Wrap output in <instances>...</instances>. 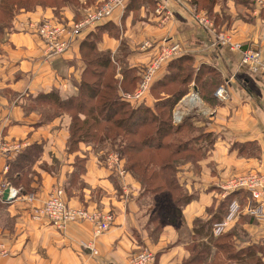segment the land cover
<instances>
[{"label": "crops", "instance_id": "crops-1", "mask_svg": "<svg viewBox=\"0 0 264 264\" xmlns=\"http://www.w3.org/2000/svg\"><path fill=\"white\" fill-rule=\"evenodd\" d=\"M101 1L57 0L56 5L17 6L5 22L0 21V187L6 183L22 190L17 183L25 173L29 177L28 187L22 190L27 198L0 200V243L8 250L0 264H127L144 247L156 253L157 264H184L191 254L195 220L221 210L225 198L221 185L231 177L264 174V78L242 64L237 51L212 45L214 34L196 20L206 12L190 0H126L124 7L96 27L73 35L59 55H48L36 28L29 25L44 17L69 23ZM159 4L165 8L161 15L155 11ZM210 10L217 16L213 24L225 29L232 41L254 43L264 55V6L255 0H226L224 9L214 4ZM163 40L178 43V56H188L194 66L212 67L213 74L208 71L200 77L211 76L216 88L227 89V97L216 98L215 88L212 93L204 91L200 77H195L178 100L175 113L189 117L198 130V141L209 145L201 147L204 150L196 165L189 160L176 168L179 185L192 194L181 209L180 228L188 234L182 236L180 228L165 223L153 238L142 205V185L125 168L124 160L96 149L89 140L76 141L70 150L71 115L63 112L46 117L28 98L50 91L75 93L86 77L87 59L99 54H106L114 66L120 96L127 91L125 85L137 84ZM169 64L160 67L154 82L167 76ZM153 87L143 101L147 106L163 94L157 97ZM197 95L202 104L196 109L188 103ZM57 187L63 189L70 205L111 209L113 225L93 237L87 221L58 229L44 218H35V209ZM243 197L241 192L235 196L239 202ZM245 216L234 221V226L246 230L243 244L263 245V226ZM88 241L93 242L96 254L81 247V242Z\"/></svg>", "mask_w": 264, "mask_h": 264}, {"label": "rangeland", "instance_id": "rangeland-1", "mask_svg": "<svg viewBox=\"0 0 264 264\" xmlns=\"http://www.w3.org/2000/svg\"><path fill=\"white\" fill-rule=\"evenodd\" d=\"M14 2H16V4H21L22 0H13ZM41 0H30L29 4L30 5H34V3L36 2H40ZM199 1L201 4L205 2V0H197ZM256 1V0H255ZM20 2V3H19ZM264 3V2H263ZM216 4H218L220 7H222L223 9L226 6V0H219V2H217ZM258 4V3H257ZM16 5V6H18ZM259 5V4H258ZM15 6V7H16ZM199 11H203L206 12L205 10L202 9V7H198ZM207 13V12H206ZM205 13V14H206ZM212 13L209 12L207 13V17L209 19L212 20V16L210 15ZM83 14L80 18H78L77 20L82 19ZM76 20V21H77ZM69 23H67L68 25H71L75 22V20L73 21H68ZM218 22H221L220 17H218ZM216 28L218 26L214 25ZM222 30L223 32L227 33L225 29H220V27H218L217 31ZM150 63V62H149ZM149 63L147 65H149ZM146 65V66H147ZM103 69H97L94 68V70L91 71H95L98 72L95 73V76L90 79L89 81H91L90 85H94V89H96L99 93L98 96L93 100L94 104L97 105L98 103H100L101 99L103 98L104 101L107 100V98L109 99V101L111 99H115L116 100V104L112 105V106H107V110H110V108L112 109L111 112H114L115 107H118V103L121 102H126L125 100L122 99L121 96L118 95V91H117V79L114 77L116 75V71L113 68L112 70H107V74L103 75L100 77V73ZM123 70V69H122ZM214 69L212 67L209 66H201V67H196L194 66V64L185 58H181L179 61L174 62V67L173 69H170V72L168 74V78H167V84L166 85H162V87H159L161 92H163V94H160V97H166V95H170V98H176V94L178 91L181 93H183V91L185 92V90L188 89L185 88L186 83L182 82L184 80H192L191 78H194L196 76L195 73H198L199 75L197 77H200L201 74H204L205 72L210 71L211 74L214 73L213 71ZM121 71V70H120ZM206 77V78H205ZM211 76H202L200 78H198V81H200L201 83L205 80H209L211 79ZM94 81V82H93ZM92 87V86H91ZM125 92H132L131 88L132 87H128L127 85L125 86ZM153 93L158 97L159 94L157 91H153ZM197 94V93H196ZM147 95V94H146ZM146 95L144 97V102H145V98ZM198 96V95H197ZM33 97H29L28 99H31V101H29L28 103H33ZM200 101L198 104H193L190 105L192 107H197L202 104V100L201 98L198 96ZM181 100V99H180ZM164 102V101H163ZM179 102V101H178ZM175 103L173 104V107L171 109V114L170 117L167 115H161L162 114V106L161 102L159 103L156 102L154 105L152 106H147L145 105L143 102H140L142 106H147L151 108V112L155 113L156 115L154 116H158V118H163L168 124H170V128H168L167 126H164L162 131L160 132V134L157 135L156 140L154 142H158L161 146L162 149H158V150H147V148H145V150L143 149L142 145H141V141L144 138H147L151 135H154L153 133H155L156 131V127L158 126V123L154 120H150L151 119V112L147 113L144 111H140V110H136L134 113V117H141V118H146L144 119L146 124L142 127H140L135 133L133 134H128L123 130L122 128H118L115 125V121H123L122 119H126L127 115L132 112V102H129V106L123 105V108L121 110H117V113L115 114H111V120L109 123L105 124L102 123L103 126L104 124L107 125L110 128V132L107 133L106 135V142L105 143H99L96 142L95 143V147L97 148H102L105 150V152H113L115 155H117L118 157L120 156L121 159L124 160V165L126 166L127 170L129 168V165H131L130 167H132V163H136L135 165V173L138 172L139 176L137 177V179L140 181V183L142 184L141 189L144 190V199H142V205L145 207V209H147L149 211L150 215H155L156 213H160L161 217L159 218V221H165L167 219V212L171 209V203L172 201L169 200V198H173L175 196L176 197H182L185 198L186 195H188V191L184 190L183 187H180V190H177L175 192L172 191L169 192L167 191L164 186H159V180L155 177L152 176L151 178H148L149 175H151L152 173H154L155 175L159 172L161 164L166 163L165 167H167L168 165L170 167L165 169L166 173H171V171H174V168L176 170V168L178 166H180L181 164H184L186 162H188L189 160H193L192 163L194 165H196L198 158L200 156L201 151H203L204 149H201V147L203 148H207V145L205 142L201 143L200 141H197V133L198 130L194 129L193 125L191 124V119L189 117H186V115H184L183 113L180 114V119H175L176 113L174 111L175 106L178 104ZM109 104H111V102H108ZM167 103H169V101H167ZM166 103V104H167ZM187 108V107H186ZM186 108L182 109V110H186ZM192 108V109H195ZM196 108V109H197ZM154 110V111H153ZM166 111V110H164ZM43 115H45L46 117H50L49 115H52L54 113V111L49 107V106H45V108L42 111ZM76 112V111H75ZM75 112H69V114L71 115V120L72 117L75 116ZM107 112V111H106ZM104 112V113H106ZM183 112V111H182ZM102 119V118H101ZM170 120V121H169ZM131 123V120L128 122ZM179 125V126H178ZM180 128V129H179ZM80 134L78 133L77 136H79ZM74 147V145L72 146V148ZM141 149V150H139ZM178 149V153H175V151ZM177 152V151H176ZM37 153V151H36ZM173 154V155H172ZM31 156H34V152L31 153ZM126 159V160H125ZM168 162V163H167ZM7 166L4 167V169H6ZM27 173H25L24 175L21 176L19 182L17 183V186L22 187V190H26V188L28 187L27 182H28V175H26ZM173 175V173H171ZM175 174V173H174ZM245 175V174H244ZM243 176V175H241ZM241 176H236V177H231L230 179L226 180L223 184H225L226 182H228L229 180H232L234 178H238ZM150 177V176H149ZM176 177V176H175ZM222 184V185H223ZM6 185V183L4 185H2L0 187V191L4 188V186ZM8 187V186H6ZM10 187V186H9ZM13 188V187H12ZM60 188V187H57ZM21 190V191H22ZM55 190V189H54ZM53 190V191H54ZM181 192L182 195H181ZM241 195H243V199H245L240 203V209H244L247 205V192L245 190L241 191ZM246 195V198H245ZM27 196V195H26ZM28 197V196H27ZM226 198V196H224ZM224 198V199H225ZM228 199V198H227ZM226 199L225 203H224V215L226 214L227 211V206L229 202H227L228 200ZM14 200V199H13ZM164 209V210H163ZM3 211V208L0 207V212ZM223 215V217H224ZM243 215L248 216L245 212H241L239 214L238 217H241ZM245 216V217H246ZM237 217V218H238ZM244 217V218H245ZM249 218H251L250 216H248ZM237 218L233 219L228 226L226 227V230H228V232L224 233L227 234L226 237H221L219 240H216L217 236H214L212 233V226L213 223L211 224V230H210V240L209 243H207V238H198L195 239L193 241H190V258L194 257L195 255H200L202 257V259L200 260V263L204 262L205 264H212L214 263H218V264H254L253 260H257L259 261L261 264H264V252L262 253H258L257 252V248H261L262 245H260V243H256V244H243L247 239H246V230H244L241 227H237L234 226V221L237 220ZM148 219V217H147ZM240 219V218H239ZM247 219V217L245 218ZM46 220V219H45ZM221 220V219H220ZM252 220H254L252 218ZM47 221V220H46ZM48 222V221H47ZM77 222H82V221H77ZM49 223V222H48ZM261 225V224H260ZM152 226V225H151ZM187 234V233H186ZM237 237V240L236 238ZM219 236V235H218ZM186 236H184L185 238ZM155 238V237H153ZM187 238V237H186ZM188 240V239H186ZM4 245V243H3ZM253 245L255 248V258L253 260H250L251 258H244L246 260H242L241 262L237 263V261L234 259V254L238 253L240 248H247V247H253ZM241 259L243 258V254L241 252H239L238 256ZM198 262H193V264H197Z\"/></svg>", "mask_w": 264, "mask_h": 264}, {"label": "built area", "instance_id": "built-area-1", "mask_svg": "<svg viewBox=\"0 0 264 264\" xmlns=\"http://www.w3.org/2000/svg\"><path fill=\"white\" fill-rule=\"evenodd\" d=\"M126 0H103L99 5L87 10L82 19L75 21L73 24L61 23L51 18H42L29 25L36 28L37 35L44 42L48 55H59L66 51L70 39L73 35L79 34L87 29L96 26L101 21L111 16L118 8L124 7ZM260 6H264L262 0H256ZM156 13L163 14L165 8L159 4L156 7ZM166 15L169 14H165ZM197 23L202 27L209 29L214 34L212 45L227 46L232 51H237L242 64L252 72L264 78V55L254 43L242 44L231 40L228 33L222 30L217 31L213 21L207 17L205 13L196 16ZM181 48L176 42L163 40L159 45L158 53L151 59L140 75L135 89L132 92H124L120 96L123 100L129 102H143L145 95L148 93L157 71L164 64H167L177 55ZM215 97L224 100L227 97V89L218 86L214 92ZM193 95H196L193 92ZM198 100V96H194ZM191 97L189 105L198 104ZM175 119H180V114H176ZM111 156L116 157L115 154ZM0 191L2 201H10L12 199L25 197L26 194L20 189L6 187ZM224 196L232 192L245 190L247 192V205L244 209H240V203L233 198L227 206V211L221 220L215 221L212 226L214 236L220 235L226 230L228 224L239 216L241 212H245L248 216L259 222L264 228V174L247 173L241 177L229 180L221 185ZM8 189V193L4 196V191ZM35 218H44L50 224L58 229L64 228L68 223L77 221H87L92 225L93 237H98L107 231L114 223L115 215L111 209L89 208L87 206H74L68 204L65 199L62 188H56L52 191L43 204L35 209ZM81 247L88 249L90 253L96 254L93 242H81ZM8 254V250L0 243V258ZM127 264H157L156 253L148 247L142 248L134 253Z\"/></svg>", "mask_w": 264, "mask_h": 264}, {"label": "trees", "instance_id": "trees-1", "mask_svg": "<svg viewBox=\"0 0 264 264\" xmlns=\"http://www.w3.org/2000/svg\"><path fill=\"white\" fill-rule=\"evenodd\" d=\"M190 1L192 2V4L196 5L197 9H198V7L201 6L202 9L205 10L207 13L211 12L210 7L212 5L219 2V0H205L204 4L203 3L201 4L197 0H190ZM29 2H30V0H22V3L18 5L13 0H0V8L2 9V12H3V15L2 14L0 15V21L5 22L7 16H9L13 13V10H14L16 5H18V6L25 5L26 7H33L35 4H38V3H47V4H51V5L57 4V0H41L40 2L34 3V5H30ZM100 3H97L96 5L92 6L91 8H94L95 6L99 5ZM91 8H89V9H91ZM89 9H87V10H89ZM84 13H83V15H84ZM210 15L212 16V19H213L214 23L216 24L217 23V16L213 15V14H210ZM58 22H61V21H58ZM61 23H64V22H61ZM96 26H94V27H96ZM94 27H92V28H94ZM181 58L188 59V56H186V55L178 56L177 55L175 58H173L171 61L168 62V63H170L169 68L173 69L174 62L179 61ZM94 68L103 69L100 73V77H101V76L107 74V72H108L107 70H112L114 68V66L109 63L106 54H99L97 56L94 55L92 58L89 57L87 59L86 73H85L86 77L84 76L85 79L82 80L78 84L77 91L75 93L62 95V94H59V92L50 91L46 94H40V95H37L36 97L32 98L33 103H31V104L33 106L39 107L40 110H42V111L45 108V106H49L54 111V113L52 115H49V116H54L56 114H60L63 112L69 113V112H73V111L75 112L76 111L75 116L72 117V122H71V138L69 141V149L70 150L72 149L73 144L78 140H89V141L94 142V143L99 142L100 144L105 143L106 142V135H107V133L110 132V128L105 124L110 122L111 114L113 115V114L117 113V110H121L123 108V105L129 106V104H130L129 101L118 103V105H117L118 107H115L113 113L111 112V110H112L111 108H110V110H107V108H108L107 106H109V105L112 106V105L116 104V100H115L116 98L115 99L113 98L110 101H109L110 98L109 99L107 98V100L104 101V99H103L104 97H103L101 99L100 103L95 105L93 100L98 96L99 92L96 89H94L95 88L94 85L88 84L91 82L89 80L95 76V73L98 74V72L91 71V70H94ZM169 72H170V70H169ZM169 72H168V74H169ZM168 74H167V76L165 75L163 78H161L160 80H158L156 82L153 81L151 86L152 87L154 86L153 89H157L158 93L161 92L159 87H162L163 84L164 85L167 84L166 82H167ZM195 74H196L195 77H197L199 75L198 73H195ZM139 78H137V79L139 80ZM191 79H193V78H191ZM138 80H137V82H138ZM189 81L190 80L182 81V82L186 83L185 88H187L186 86H187V83ZM215 81L216 80H213V79H209L208 81L205 80L200 84L201 88L204 91L206 90L208 93H212L213 89L214 88L216 89L217 83ZM130 87H132L131 91H133L136 87V84H134L133 86H130ZM152 87H150V88H152ZM124 89H127V88L124 87ZM204 91H202V93H203L202 98H204V100H205L206 94L204 93ZM185 92H186V90H185ZM185 92L183 91V93L182 92L180 93L178 91L177 93H175L176 98H172V97L170 98V95H166V97H163V98H161L159 96L158 101H159V103L161 102L160 106H162V111H161L162 114L161 115H167L170 117L173 104L177 103L178 100H180V98L184 95ZM30 101H31V99H30ZM167 101H169V103H167ZM108 102H111V104H109ZM131 110H132V112H130L127 115L126 119H122L123 121H119V122L115 121L116 127L122 128V126H124L123 130L128 134L135 133L137 130V127L139 129L140 127L143 126V124L144 125L146 124V122L144 120L146 118H141V117L135 118L134 117V113L136 110L144 111L147 113L151 112L150 107L142 106V105L132 106ZM164 110H166V111H164ZM104 112H106V113H104ZM150 114H151L150 120L156 121L158 123V126L156 127L155 133H153L154 135H151L147 138H144L141 141V145H142L144 150H145V148H147V150L162 149L161 146L158 145L159 143L154 142V141L156 140L157 135L160 134V132L162 131L163 127L167 126L168 128H170V124H168L163 118L157 119L158 116H154V115H156L155 113L151 112ZM130 120H131V123H128ZM102 123H105L104 126ZM78 133L80 134L79 136H77ZM196 140L198 141L199 138L197 137ZM139 150H141V149H139ZM176 151H175V153L179 152L178 149ZM33 152H35V151H33ZM30 155H31V153H30ZM135 165H136L135 162L132 163V167H130L131 165H129L128 169H130L131 171L134 172L135 168H136ZM165 165H166V163L161 164V166H163V167H160L159 172L156 175L154 173H152L151 175H149L150 177L148 176V178L155 176L159 180V186H164V188L171 193H172V191L175 192L177 190H180L181 189L180 187H182V186L179 185V183L175 177L176 176L175 168H174V171L173 170L171 171V173H173V175H172L171 173L165 172V169L170 167L169 165L167 167H165ZM126 166H127V164H126ZM126 166H125V168H126ZM170 168H172V167H170ZM134 174L137 175V177L139 176L138 172H136V173L134 172ZM240 192L241 191L232 192L229 195H227L226 198L223 200L222 205L220 206L221 210L217 211L215 216L212 215L211 217L204 219V220L203 219H196L195 220L192 231H191V232H193L192 233L193 235L189 234L191 237H194L193 240L198 239V238H201V239L207 238V241H208L207 243H209V240L211 239L210 238L211 237L210 236L211 224L214 223L215 221L222 219L224 212H225L224 211V208H225L224 203H225L226 199L228 198L227 202H230ZM182 193L183 192H181V195H182ZM142 195H144L143 189H142ZM191 198H192L191 193L186 195V197L183 199H182V197H176L175 198V196L173 198L172 197L169 198V200L172 201V203L170 204L171 209L167 212V219L165 221H159V218L161 217V214L159 212L156 213L155 215L149 214V216H148L149 211L147 209H145L147 217H148V219H147L148 224H152V228L150 227L151 228L150 229V235L152 237H156V235L158 234V232L161 230L162 226L165 223H170V224L174 225L176 228H180L183 224L181 209L188 201H190ZM0 200H1V198H0ZM226 232H228V230L222 232L219 236H217L215 241L219 240L221 237H226L227 234L224 235V233H226ZM186 233L188 234V232L183 231V228H180V234L182 236ZM254 246H256V245H253V247L249 246L245 249L243 247L240 248L239 252H241L243 254V258L241 259L240 257H237L239 252L235 253L234 259L237 261V263L241 262L242 260L243 261L246 260L244 258H247V259L251 258L250 260H253L255 258ZM257 252L258 253L264 252V244L262 245L261 248H257ZM201 259H202V257L200 255H195L194 257L186 260V262H184V264H193V262H198L197 264H205L204 262L200 263ZM253 262H254V264H261L257 260L256 261L253 260ZM212 264H218V263L213 262ZM239 264H241V263H239ZM245 264H247V263H245Z\"/></svg>", "mask_w": 264, "mask_h": 264}, {"label": "bare ground", "instance_id": "bare-ground-1", "mask_svg": "<svg viewBox=\"0 0 264 264\" xmlns=\"http://www.w3.org/2000/svg\"><path fill=\"white\" fill-rule=\"evenodd\" d=\"M193 100H194L196 103H199L196 97H194ZM190 101H192V100H190ZM190 101H189V103H190Z\"/></svg>", "mask_w": 264, "mask_h": 264}, {"label": "water", "instance_id": "water-1", "mask_svg": "<svg viewBox=\"0 0 264 264\" xmlns=\"http://www.w3.org/2000/svg\"><path fill=\"white\" fill-rule=\"evenodd\" d=\"M7 193H8V189H6V190L4 191V196H6Z\"/></svg>", "mask_w": 264, "mask_h": 264}]
</instances>
